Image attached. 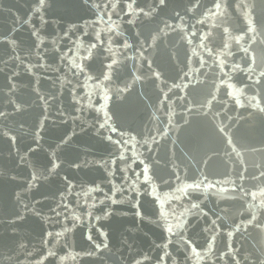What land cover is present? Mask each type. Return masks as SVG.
<instances>
[{
	"label": "water",
	"instance_id": "water-1",
	"mask_svg": "<svg viewBox=\"0 0 264 264\" xmlns=\"http://www.w3.org/2000/svg\"><path fill=\"white\" fill-rule=\"evenodd\" d=\"M0 264H264V0H0Z\"/></svg>",
	"mask_w": 264,
	"mask_h": 264
}]
</instances>
